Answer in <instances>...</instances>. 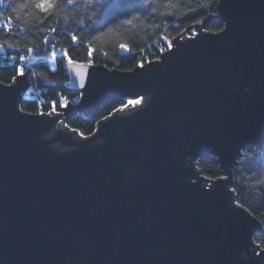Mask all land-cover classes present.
Returning <instances> with one entry per match:
<instances>
[{"label": "water", "instance_id": "obj_1", "mask_svg": "<svg viewBox=\"0 0 264 264\" xmlns=\"http://www.w3.org/2000/svg\"><path fill=\"white\" fill-rule=\"evenodd\" d=\"M193 29L129 72L68 65L81 100L56 114L21 110L28 74L0 84V264H264L232 190L241 152L264 149V0H219ZM122 100L140 103L93 135L68 127Z\"/></svg>", "mask_w": 264, "mask_h": 264}, {"label": "trees", "instance_id": "obj_2", "mask_svg": "<svg viewBox=\"0 0 264 264\" xmlns=\"http://www.w3.org/2000/svg\"><path fill=\"white\" fill-rule=\"evenodd\" d=\"M34 2L0 0V44L6 41L12 45L0 47V84H13L12 77L19 76L18 68L28 74L35 99L25 98L20 104L21 110L28 114H56L64 108L63 100L74 104L81 99L79 91L72 86L65 50L77 63L90 64L91 59L92 65L129 72L140 63L159 60L176 38L194 30L200 24L198 21H207L219 13V0H145L135 11L126 0H109L106 9L90 0H73V4L57 0L60 6L55 15L46 18L34 8ZM134 3L139 4V0ZM10 16L12 32L7 33L3 25ZM127 19H132L131 25L123 23ZM221 28L224 29L222 22L213 21L205 31L218 33ZM73 35L76 41L72 40ZM188 35L194 36L195 31ZM121 44L129 51L122 50ZM29 48L33 49L31 58L20 61V55L29 56ZM89 48L94 49L91 58ZM52 60H55V69H52ZM53 102L55 111H52ZM127 104V100L116 101L93 115L76 114L68 127L84 137L91 136L102 120ZM199 168L208 179L220 177V166L213 158L201 161ZM232 174L237 203L262 225L255 242L264 248V149H244Z\"/></svg>", "mask_w": 264, "mask_h": 264}, {"label": "snow or ice", "instance_id": "obj_3", "mask_svg": "<svg viewBox=\"0 0 264 264\" xmlns=\"http://www.w3.org/2000/svg\"><path fill=\"white\" fill-rule=\"evenodd\" d=\"M90 2L99 3L101 5V7L105 8V9L107 8V6L109 4V0H90ZM126 2L128 3L129 8H132L135 11L140 5H142L145 2V0H139V4L134 3V0H126ZM67 3L68 4H73V0H67ZM59 6H60V4L57 3V0H35V2H34V8L36 10H38L40 13H42L46 18L53 17L55 15V10ZM202 22L203 21H198V23H202ZM12 23H13V21H12V18L10 16L8 18V21L3 25L4 30L7 33H11L12 32ZM123 23L131 25L132 24V19H127V20L123 21ZM21 30H23V29H21ZM52 31H55V29H53ZM223 31H224L223 28L219 29V32H223ZM72 40L76 41L77 37L75 35H73L72 36ZM45 42L46 43L48 42V37L47 36L45 37ZM5 46L12 47V45L7 44L6 41H5L4 44H0V47H5ZM53 47H55V46L53 45ZM170 47H171V45H170ZM120 48L122 50H124V51H129L128 47L126 45H124V44H121ZM32 51H33V49H31V48L27 49V52L29 53V56L26 57L24 55H20L19 56V60L20 61H25L26 59L31 58ZM93 51H94V49L89 48L88 54H89L90 58H91V56L93 54ZM53 55H55V52L53 53ZM64 56L67 58V61H68L69 65H74L76 63V61L72 60L71 57L68 56V53H67L66 50L64 51ZM89 63L90 64L92 63L91 59H89ZM139 67H144V64L140 63ZM17 74L18 75H23V69L22 68H18L17 69ZM12 79L15 82V76H13ZM132 103H133L132 101H129V104H132ZM135 103H140V101H135ZM52 111H55V102H53ZM49 114L51 115L52 112H50ZM249 163H253V161L249 160ZM233 191H235V189H233ZM240 207H243V205H240ZM257 249H259L260 251H264V248H261V244L260 243H257L256 244V248L254 249L256 254L259 255L260 252L256 251Z\"/></svg>", "mask_w": 264, "mask_h": 264}, {"label": "built area", "instance_id": "obj_4", "mask_svg": "<svg viewBox=\"0 0 264 264\" xmlns=\"http://www.w3.org/2000/svg\"><path fill=\"white\" fill-rule=\"evenodd\" d=\"M2 25V22H0V26ZM52 69H55V60H52ZM25 98H31V99H35V97L33 96V92L31 91V89L29 88V90L26 92L25 94ZM81 100V99H80ZM80 100H78L76 103H72L73 105H76L80 102ZM63 104H64V107H68L69 104L66 100H63Z\"/></svg>", "mask_w": 264, "mask_h": 264}, {"label": "rangeland", "instance_id": "obj_5", "mask_svg": "<svg viewBox=\"0 0 264 264\" xmlns=\"http://www.w3.org/2000/svg\"><path fill=\"white\" fill-rule=\"evenodd\" d=\"M170 44H172V43H170ZM129 101H132L133 103V105L132 106H135L137 103H135V101L136 100H128V104H127V106H129L130 104H129ZM127 106H125V107H123V108H126ZM131 106V105H130Z\"/></svg>", "mask_w": 264, "mask_h": 264}]
</instances>
